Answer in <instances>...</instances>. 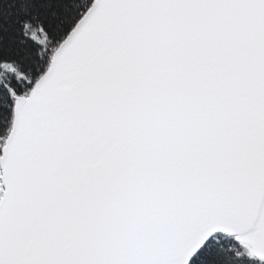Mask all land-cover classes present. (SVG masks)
Masks as SVG:
<instances>
[{
    "label": "snow or ice",
    "instance_id": "1",
    "mask_svg": "<svg viewBox=\"0 0 264 264\" xmlns=\"http://www.w3.org/2000/svg\"><path fill=\"white\" fill-rule=\"evenodd\" d=\"M0 264H264V0H0Z\"/></svg>",
    "mask_w": 264,
    "mask_h": 264
}]
</instances>
